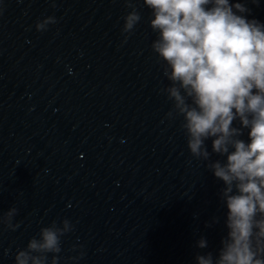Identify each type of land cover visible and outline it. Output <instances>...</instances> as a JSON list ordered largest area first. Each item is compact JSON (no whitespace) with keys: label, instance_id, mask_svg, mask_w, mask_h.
Instances as JSON below:
<instances>
[{"label":"water","instance_id":"obj_1","mask_svg":"<svg viewBox=\"0 0 264 264\" xmlns=\"http://www.w3.org/2000/svg\"><path fill=\"white\" fill-rule=\"evenodd\" d=\"M236 2L264 24V0ZM134 7L141 21L125 33L124 0H0V212L15 207L19 224L0 226V264L65 219L73 227L57 264H197L198 253L218 254L223 182L191 155L183 118L167 116L152 12L143 0ZM50 16L56 23L38 31Z\"/></svg>","mask_w":264,"mask_h":264},{"label":"clouds","instance_id":"obj_2","mask_svg":"<svg viewBox=\"0 0 264 264\" xmlns=\"http://www.w3.org/2000/svg\"><path fill=\"white\" fill-rule=\"evenodd\" d=\"M124 2L132 10L123 18L122 30L131 33L141 15L135 0ZM143 4L152 12L151 29L158 33L152 50L170 82L161 89L173 102L167 116L183 118L191 155L209 161L206 167L224 185L219 198L227 209L226 235L218 254L198 253L197 264H264V24L247 19L245 4L230 0ZM54 23V17H46L36 28L43 31ZM245 129L248 142L241 139ZM213 153L226 160H212ZM17 211L0 212V226L15 231ZM216 223L219 218L213 217L205 227ZM72 227L67 219L62 226L54 221L42 227L39 238L17 251L15 264H49V254L51 264H57L61 238ZM197 247L207 248V239L201 237Z\"/></svg>","mask_w":264,"mask_h":264}]
</instances>
